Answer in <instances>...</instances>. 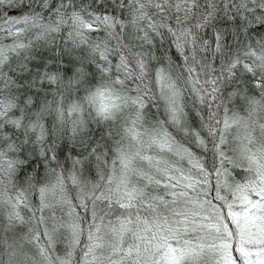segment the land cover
Listing matches in <instances>:
<instances>
[{"label":"snow or ice","instance_id":"snow-or-ice-1","mask_svg":"<svg viewBox=\"0 0 264 264\" xmlns=\"http://www.w3.org/2000/svg\"><path fill=\"white\" fill-rule=\"evenodd\" d=\"M0 264H264V0H0Z\"/></svg>","mask_w":264,"mask_h":264}]
</instances>
